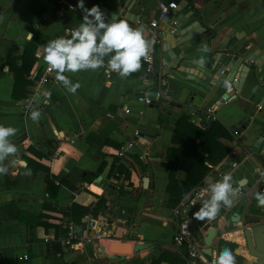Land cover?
<instances>
[{
  "label": "crops",
  "instance_id": "crops-1",
  "mask_svg": "<svg viewBox=\"0 0 264 264\" xmlns=\"http://www.w3.org/2000/svg\"><path fill=\"white\" fill-rule=\"evenodd\" d=\"M182 1L203 31L180 50L170 22L157 21L151 83L160 87L164 82L165 90L157 92L155 102L131 100L142 94L136 87L149 82L141 61L140 70L127 77L113 72L106 78L104 68L65 72L73 84H80L75 93L69 92L54 72L56 83L44 88L46 104H38L23 115L20 104L25 98L12 96L13 72L23 51L34 43L25 56L28 71L24 78L30 90L28 77L46 65L41 45L59 37L69 38V30L82 22L83 12L76 7L78 0H0V125L17 129L16 135L9 137L17 153L3 162L7 172L0 174V264L191 263L185 249L172 241L178 218L175 207L167 206L165 152L176 150L178 142L184 141L182 144H192L200 154L201 134L196 130L203 131L213 122L219 129L216 136L205 141L210 158L221 156L223 149L225 155L212 162L202 152L208 170L178 204L194 189L207 193L209 183L230 174L233 187L239 190L233 206L222 207L213 220H199L194 214L203 201H197L187 212L190 236L201 251L207 230H214L209 255H201L206 264H215V257L226 247L233 250L236 264L255 262L246 252L241 230L264 223L256 199L264 187V140L258 139L264 131V0ZM84 4L89 9L98 5L117 13L116 19L127 20L133 28L143 25L149 41L152 30L148 24L157 20L158 6L163 3L84 0ZM105 21L112 19L105 16ZM166 50L192 63L182 75L176 74L177 68L161 75ZM221 53L229 54L228 58L239 55L250 66L247 72L242 65L234 66L239 89L226 87L225 81L212 86L214 79L205 77L201 62L216 59ZM224 70L229 72L228 67ZM221 97L226 101L217 104ZM206 109H213L209 116ZM32 111L40 112L38 121L30 118ZM183 117L193 129L181 125V136L176 135L173 143L175 126ZM185 132L192 133L193 138L183 135ZM127 142L131 150L118 157L117 152ZM231 150L235 154L230 157ZM184 154L174 174L179 182L185 179L192 158L189 149ZM197 173L195 169L193 174ZM47 179L50 186L46 189ZM98 199L101 205L93 215L86 214L103 227L104 240L61 247L62 231L52 226L66 220L71 204L91 211ZM84 216L77 223L70 221L80 230ZM73 217L76 219V214ZM35 220L51 226L44 229ZM112 242L128 244L129 252H110Z\"/></svg>",
  "mask_w": 264,
  "mask_h": 264
},
{
  "label": "clouds",
  "instance_id": "clouds-1",
  "mask_svg": "<svg viewBox=\"0 0 264 264\" xmlns=\"http://www.w3.org/2000/svg\"><path fill=\"white\" fill-rule=\"evenodd\" d=\"M77 8L83 12V20L75 29L69 30L70 38L59 37L41 45L43 61L50 71L56 73L60 81L71 93L80 87L64 75L65 72L96 71L105 67V57H108L106 69L108 73H117L127 77L140 70L142 60H149L150 41L145 38V28L141 25L133 28L127 20L116 19L105 21V14L98 5L86 8L84 0H78ZM31 33L29 36L31 38ZM225 86L230 85L225 82ZM34 122L40 118L39 111H32ZM17 129L0 125V174H6L7 167L3 162L10 156H15L17 147L9 137L15 136ZM238 189L233 187L232 176L226 174L221 180L209 183L207 193H200L202 207L194 214L196 219L213 220L222 207L231 208ZM207 195V199H205ZM257 206L264 207V193L256 196ZM215 264H236L235 255L230 248H224L215 257Z\"/></svg>",
  "mask_w": 264,
  "mask_h": 264
},
{
  "label": "water",
  "instance_id": "water-1",
  "mask_svg": "<svg viewBox=\"0 0 264 264\" xmlns=\"http://www.w3.org/2000/svg\"><path fill=\"white\" fill-rule=\"evenodd\" d=\"M164 5L172 2L174 4V9L170 10L166 16V22H170L171 27L173 28L172 36L178 38L176 43L180 45V50H183L189 45V41L193 40L196 36L202 33V28L194 22L195 14L188 11V4L182 0H160ZM101 11L105 14L106 17L113 19L117 17V13L111 14L107 12L104 8H100ZM128 17V14H125ZM125 16V17H126ZM164 19V20H165ZM226 49V48H225ZM168 51H165V54L162 57L161 64L164 66L161 75L165 76L170 70L178 69V75H182L183 70L188 67L189 63L181 55H172L168 54ZM227 53H221L216 59H204L201 62L202 71L204 72L205 77L210 76L211 79H214L212 86H219L223 81L230 84L231 87L235 89L240 88V79L235 76L233 73L235 65H242L244 71L249 70V65L244 64L243 59L239 55H233L231 58H228ZM216 60V61H215ZM215 61V63H214ZM228 67L229 72H226L224 69ZM214 77V78H213ZM145 78L149 81L136 87L137 92H141V96H136L131 98V100L137 101L138 99H146L150 103L155 102L158 97L156 96L157 92H164L165 86L164 82L160 84V87H152V75H146ZM206 81V83H210ZM170 106L173 104L170 103ZM124 108L122 107V112ZM264 129V128H263ZM259 141L264 140V131L259 135ZM242 237L244 239V245L246 252L250 258L254 259L253 264H264V223L249 227L241 230ZM215 235L213 229H208L206 236L204 237L202 244L203 248L200 251L202 256H207L210 253V247L212 245V240ZM110 252H117L126 254L129 252V245L126 243H116L112 242L109 244Z\"/></svg>",
  "mask_w": 264,
  "mask_h": 264
},
{
  "label": "built area",
  "instance_id": "built-area-1",
  "mask_svg": "<svg viewBox=\"0 0 264 264\" xmlns=\"http://www.w3.org/2000/svg\"><path fill=\"white\" fill-rule=\"evenodd\" d=\"M174 9L173 3H168L167 5L159 4L157 20L151 21L148 26L152 30L151 39L149 40L150 48H149V60H142L144 64V70L146 75H151L153 71L154 59H153V48L157 43L156 33L153 29L156 28V23L158 20H164L169 13L170 10ZM105 69V77L109 78V73L107 72L106 66L102 67ZM30 81V92L29 95L21 102L20 108L23 112V115L30 112L34 107L38 104L45 105L46 104V93L44 88L50 84H55L56 79L54 75V71H50L48 65L46 64L43 68H41L37 73L30 75L28 77ZM157 97L158 94H156ZM139 102L143 104H150V102L146 99H138ZM226 99L221 97L217 102H225ZM259 109V107H257ZM213 109H206L205 114L209 116ZM124 113H128V110H124ZM233 136L236 135V132L232 133ZM133 135L136 137L138 135L137 131L133 132ZM131 150V143H125L122 148L117 152V156L121 157L125 151ZM235 153L233 150L230 151L229 156H233ZM231 167H235V163H231ZM202 193L200 189L196 188L190 192L189 197L183 201H181L174 208V215L178 218V222L176 223V230L173 234L172 241L176 247H183L186 251V257L191 260L190 262H186L185 264H206L201 261V253L198 245L191 239L190 230H189V222L187 217V212L191 208L195 206L197 201L200 200L199 194ZM259 193H264V187L259 190ZM262 216L264 217V207L260 208ZM60 229L62 230V236L60 238V245L63 248H68L76 245H88L93 243H99L104 240L103 227L97 225L96 221L90 216V214H86L83 217V228L78 229V227L72 223L71 221L64 220L62 224H60ZM45 242L47 240H44ZM22 259H26L25 256H22Z\"/></svg>",
  "mask_w": 264,
  "mask_h": 264
},
{
  "label": "trees",
  "instance_id": "trees-1",
  "mask_svg": "<svg viewBox=\"0 0 264 264\" xmlns=\"http://www.w3.org/2000/svg\"><path fill=\"white\" fill-rule=\"evenodd\" d=\"M33 44H34L33 42H30V44H28L26 46V49L23 51V54H22L21 58L19 59L18 68H16V71L13 72V90H12V96L13 97L18 96L20 98H26L29 95L30 90L27 89V86L29 83L24 78L27 75V71H28V68L26 67L25 56H26L27 48H29V47L33 48ZM32 62H33V58H31L30 65ZM183 124H185L187 127H190L191 129H193L192 126L187 124L186 118H184V117L180 118V120L178 121V123L175 126V130H174L175 134L171 138V141L173 143L176 142V135L181 136V133L179 132V127ZM218 129H219V125L216 122H213L208 128L203 129V131L202 130H200V131L196 130L198 133L201 134V136L199 137L200 140L202 141V143L200 142V144H199V146L202 147V151L200 154H197V152H196L197 147H194L190 142H188V143H190L191 145L182 144V142H184V141L178 142V148L176 150H173V149H167L166 150V152H165V163H166L165 170L167 173L168 183L166 185L165 192L168 196V199H167V206L168 207H176L181 196L184 193L189 192L191 188L195 187L196 183H198V181H200V179L202 178L204 173L208 170V167L203 165V163L205 162V158H204V156H202V154L204 152L206 153L207 161H212V162H215V161L221 159L225 155V150L223 149L221 156H219L216 159H211L210 158V152H209L210 147H207V144L205 143V141L208 140L212 135L216 136L215 132L218 131ZM183 135H185L186 137L193 138L192 133H189V132H185ZM185 149H189L191 151L190 156H192V158L190 159L189 167H188L187 173L185 175V179L183 181L179 182L178 180H175L174 174H175L177 162L179 161V159L181 157L185 156V154H184ZM26 150L32 152L34 155L39 157V154L36 151H33V149L27 148ZM26 164L28 165V161L26 162ZM36 167H38V166L36 165ZM195 169L198 170L197 175L193 174ZM193 177H194V179H192ZM45 183H46V189H47L50 186V182H48V179H47ZM68 188H70L71 191H74V188H72L71 186H68ZM99 202H100V199H98V201L94 204L91 211H88L86 208H84L82 206H79L76 204H71V206L69 208L70 210L68 212V215H66V216H68V217H66V220H69V221L75 220L74 222L77 223L79 218L84 216L86 213H90L93 215L92 212L94 210L96 211V209L101 205V203H99ZM73 214H76V219H74ZM34 223L36 225H41L42 227H44V229H47L51 226L49 224L39 223L37 220H35ZM52 227L55 231L60 229L59 225H57V227H55V226H52ZM47 230H45V231H47Z\"/></svg>",
  "mask_w": 264,
  "mask_h": 264
}]
</instances>
